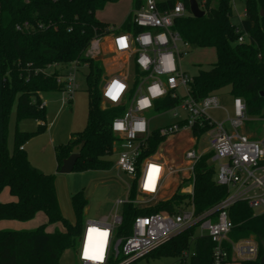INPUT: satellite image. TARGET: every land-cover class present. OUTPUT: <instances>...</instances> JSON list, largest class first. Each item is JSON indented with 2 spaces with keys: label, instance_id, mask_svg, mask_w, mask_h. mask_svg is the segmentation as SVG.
<instances>
[{
  "label": "trees",
  "instance_id": "trees-1",
  "mask_svg": "<svg viewBox=\"0 0 264 264\" xmlns=\"http://www.w3.org/2000/svg\"><path fill=\"white\" fill-rule=\"evenodd\" d=\"M120 0H0V193L8 189L15 199L0 201V221L27 222L39 212L47 216V224L61 223L63 230H46L42 224L33 230L0 229V264H61L63 254L76 248L86 221L85 210L89 201L84 191L71 196L76 215L71 223L61 212L56 190V177L36 169L27 152L21 149L25 142L45 132L46 110L41 107V94L63 91L65 82L59 81L73 65L87 66L88 119L84 130L73 134L70 140L55 147L58 170L72 149L84 143L81 157L74 170H110L114 162L108 159L115 152L120 140L112 131L113 120L123 115L124 106L104 102L101 82L105 75L102 60L88 54L92 43L109 36L113 30L108 23L97 18V12L108 3ZM181 1L189 11V0L159 2L161 9L170 8ZM245 16L239 25L233 23L232 0H203L205 15L196 18L191 13L175 21L174 29L183 41L193 48L211 47L216 51V62L208 70L200 69L189 84L190 95L196 100L216 94L230 87L234 98H242L248 116L264 117V0H245ZM138 3L134 5V10ZM133 10V11H134ZM133 11L119 30L138 29L132 25ZM29 22L32 28L21 30L17 25ZM43 25L39 28L37 25ZM245 42L240 43V37ZM54 66L55 71L48 69ZM60 67V70L56 69ZM133 70L138 78L141 72ZM69 100V102H71ZM180 100L171 95L156 101L153 111L161 114L174 109ZM16 104V118L33 117L39 124L35 132L17 130L14 147L7 145V124L10 112ZM209 124L195 127L193 134L200 138L209 130ZM256 138V135H254ZM167 139L158 130L153 131L146 152L149 156L158 152ZM212 152L204 154L195 165L194 194L176 192L171 198L140 209L125 204L123 221L117 229L118 236L131 234V225L138 215L167 212L174 214L179 208L193 203L197 215L204 213L225 199L229 190L216 182V166ZM133 185L131 198H136ZM233 222L228 238L236 242L254 237L259 245L258 257L242 264L262 263L264 240V212L256 214L246 200L234 203L228 209ZM198 225L191 226L152 251L144 258H179L182 263L214 264V242L209 236H195ZM228 256L224 263L233 261V251L225 242ZM191 253L186 258L185 253ZM140 260V259H139ZM139 260L129 264H138ZM120 258L110 264H117Z\"/></svg>",
  "mask_w": 264,
  "mask_h": 264
},
{
  "label": "built area",
  "instance_id": "built-area-1",
  "mask_svg": "<svg viewBox=\"0 0 264 264\" xmlns=\"http://www.w3.org/2000/svg\"><path fill=\"white\" fill-rule=\"evenodd\" d=\"M138 7L133 11L132 25L138 30L127 32L111 30L110 46L112 51L122 54L127 62L132 61L141 75L133 79L128 72H120L109 76L101 94L104 102L113 106H124L123 115L115 118L111 124L113 133L120 139L115 147L117 151L116 167L127 174L130 179L126 198H119L114 203V214L86 219L83 234L80 237L78 257L81 264H110L120 258L117 264H129L143 259L152 251L169 241L191 226L198 225L202 236H209L214 242V264H223L228 256L225 242H229L233 251V259L251 261L258 257L259 245L254 237L230 241L228 235L233 228V222L228 215V209L237 201L246 200L256 214L264 212V123L259 139L254 138V132L246 133L245 127L249 116L246 104L242 98L233 99V116L227 115L222 122H215L209 116V111L220 108V100L216 94L209 95L202 100H196L190 95L189 84L193 77H189L182 69L181 57L185 52L179 45L188 46L174 29L175 21L190 12L183 2L178 1L173 7L161 9L156 0H136ZM201 7L203 0H198ZM39 28L43 25L38 24ZM32 28L29 22L17 25V29ZM124 38L126 47H121L118 41ZM245 42L244 37L238 40ZM77 65H73L59 81L65 82V94L71 96L78 88L76 80ZM113 82H119L125 87L116 100L107 95ZM185 91V97L180 98L179 90ZM171 95L179 99L176 108L186 112V117L177 124L161 128L158 132L162 136L171 137L181 130L192 133L195 141L198 136L193 134L195 127L201 129L205 122L209 124L208 148L199 151L192 142L183 153V162L177 168H171L164 157L156 152L144 156L148 142L153 134L149 129L146 112L153 110L156 101ZM240 101V105H237ZM41 107H45L42 101ZM40 124H43L41 122ZM122 127H117V125ZM228 125V126H226ZM24 149V146L21 147ZM207 152H212L211 161L217 164L216 182L228 188L229 193L220 203L197 215L194 205L179 208L171 214L159 212L138 215L131 225V234L118 236L117 229L122 224V212L119 208L125 204H133L140 209L151 207L158 203L167 179L177 174L179 182L183 184L184 193L191 198L194 194L195 165ZM151 166H157L159 172L153 190L145 188L148 172ZM133 185L136 186L137 196L131 198ZM95 228L98 232H107L104 238L103 256L100 260L85 257L88 245L89 230ZM187 252L184 257L188 258Z\"/></svg>",
  "mask_w": 264,
  "mask_h": 264
},
{
  "label": "rangeland",
  "instance_id": "rangeland-1",
  "mask_svg": "<svg viewBox=\"0 0 264 264\" xmlns=\"http://www.w3.org/2000/svg\"><path fill=\"white\" fill-rule=\"evenodd\" d=\"M133 1L121 0L118 3H109L104 10L97 12V18L119 30L132 11ZM156 1L166 2L168 0ZM232 5L234 13L232 21L234 24L239 25L245 16L246 2L245 0H232ZM110 36L93 42L88 54L95 57V59L102 60L105 67V75L111 76L120 72H128L131 79H133L134 70L132 61L127 62V58L124 55L112 51ZM179 47L185 51L182 54L181 63L183 71L189 77L197 75L200 69H210L216 62L217 57L214 48H193L190 45L186 49L182 45H179ZM56 69L60 70V67ZM54 71V66L48 69L49 73H53ZM88 71L87 66L78 67L75 71L78 88L71 96V102L68 101L69 96L64 91L42 93L46 110L47 128L45 132L33 136L24 144L31 164L41 172L55 175L61 212L71 223H75L76 221V215L71 203V196L73 194L84 191L89 201V205L85 210V219H97L115 213L114 203L119 198H126L128 183H130L127 174L120 171L115 165L118 158L117 151L108 157V159L114 162V166L110 170H74L70 173H60L57 168L55 147L67 143L73 134L84 130L87 126L88 91L85 77ZM229 91L230 87H226L216 92L220 100V108L212 109L208 113L213 121L217 123L224 121L227 115L230 117L233 116V96ZM178 94L180 98H184L186 95L182 89L179 90ZM145 115L149 120V129L151 131H157L161 128L179 123L186 117V112L181 108H176L161 114L151 110L146 112ZM40 123L41 121L33 117L17 120L15 104L10 112L7 124V145L9 150H12L14 147V138L17 130L35 132ZM263 123L264 117L249 116V121L246 122L245 127L241 130L249 134L250 132H254L256 138L259 139L261 137ZM208 141L209 132H206L195 141L192 133L181 130L179 133L167 137L166 141L159 147L157 154L162 155L169 167L175 169L183 162V153L191 146L192 142L196 144L194 146L195 149L202 151L208 148ZM214 164L217 169V164L215 162ZM183 186L179 182V177L176 173L170 175L159 200L165 197L169 199L176 192L185 194ZM121 212L122 208H119L118 213ZM14 223H21L23 227L16 229V227L12 226ZM42 224H47V216L44 212H39L35 218L27 222L8 223L0 221V229L33 230ZM84 226L80 237L83 234ZM46 230L49 232L63 230V225L61 223L47 224ZM199 235L200 231L198 230L195 236ZM79 240L76 248L68 249L63 254L61 264H81L78 257ZM138 264L189 263H182L179 258L163 257L160 259L143 258L138 261Z\"/></svg>",
  "mask_w": 264,
  "mask_h": 264
},
{
  "label": "snow or ice",
  "instance_id": "snow-or-ice-1",
  "mask_svg": "<svg viewBox=\"0 0 264 264\" xmlns=\"http://www.w3.org/2000/svg\"><path fill=\"white\" fill-rule=\"evenodd\" d=\"M119 45L123 48L126 47V40L121 38L118 41ZM119 85L117 88L116 85ZM124 85L119 82H113V86L109 88L108 95L111 99L116 100L121 91L123 90ZM159 172V168L157 166H151L148 172V181L145 184V188L149 190H153L156 182V177ZM108 235L107 232H98L97 229L92 228L89 230L88 234V245L85 248L84 255L88 259L100 260L103 256L104 249V238Z\"/></svg>",
  "mask_w": 264,
  "mask_h": 264
},
{
  "label": "water",
  "instance_id": "water-1",
  "mask_svg": "<svg viewBox=\"0 0 264 264\" xmlns=\"http://www.w3.org/2000/svg\"><path fill=\"white\" fill-rule=\"evenodd\" d=\"M189 12L193 17L196 18H200L205 15V11L200 7L198 0H189ZM96 60H100V59L96 58ZM108 78H109L108 75H104L100 88H103ZM83 147H84V143H80L72 149L71 154L66 159H64L63 164L59 169L60 173H70L74 171L76 163L81 157V152ZM261 245L263 248L262 263H264V240L261 241Z\"/></svg>",
  "mask_w": 264,
  "mask_h": 264
},
{
  "label": "crops",
  "instance_id": "crops-1",
  "mask_svg": "<svg viewBox=\"0 0 264 264\" xmlns=\"http://www.w3.org/2000/svg\"><path fill=\"white\" fill-rule=\"evenodd\" d=\"M121 1V0H120ZM118 3V2H117ZM137 2H136V0H134L133 1V3H132V11L134 10V5L136 4ZM109 4V3H108ZM131 11V12H132ZM129 16V15H128ZM114 29H116V28H114ZM117 30V29H116ZM113 33V32H112ZM111 33V34H112ZM110 34V35H111ZM107 37H109V36H107ZM110 38H111V36H110ZM95 42V41H94ZM41 97H42V94H41ZM25 148V147H24ZM25 150H26V148H25ZM166 198H168V197H165V198H163V200H166ZM15 198L14 197H12L11 195H10V193H9V190L8 189H5V191L0 195V201L1 202H8V201H12V200H14ZM87 219H89V218H87ZM92 219H96V218H92ZM2 222H19V221H7V220H3ZM13 224V223H12ZM13 227H16V229H18V228H22L23 227V225L20 223H14V225H12ZM200 236H202L201 234H200ZM223 264H242L241 263V261H238V260H235V259H233V261L232 262H227V263H223Z\"/></svg>",
  "mask_w": 264,
  "mask_h": 264
},
{
  "label": "clouds",
  "instance_id": "clouds-1",
  "mask_svg": "<svg viewBox=\"0 0 264 264\" xmlns=\"http://www.w3.org/2000/svg\"><path fill=\"white\" fill-rule=\"evenodd\" d=\"M113 86V83H112V85H111V87ZM116 87L118 88L119 87V85L117 84L116 85ZM125 87V86H124ZM108 93V92H107ZM108 95V94H107ZM109 96V95H108ZM237 105L239 106L240 105V101H237ZM117 127H122V125H117Z\"/></svg>",
  "mask_w": 264,
  "mask_h": 264
}]
</instances>
